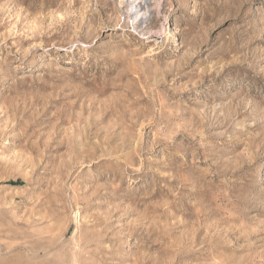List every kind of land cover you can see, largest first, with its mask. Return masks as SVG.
<instances>
[{
	"label": "rangeland",
	"instance_id": "rangeland-1",
	"mask_svg": "<svg viewBox=\"0 0 264 264\" xmlns=\"http://www.w3.org/2000/svg\"><path fill=\"white\" fill-rule=\"evenodd\" d=\"M0 264H264V0H0Z\"/></svg>",
	"mask_w": 264,
	"mask_h": 264
},
{
	"label": "bare ground",
	"instance_id": "bare-ground-1",
	"mask_svg": "<svg viewBox=\"0 0 264 264\" xmlns=\"http://www.w3.org/2000/svg\"><path fill=\"white\" fill-rule=\"evenodd\" d=\"M128 1H129V0H128ZM137 1H139V0H137ZM140 1H142V0H140ZM144 2H145V1H144ZM133 3H135V1L132 2V4H133ZM141 3H142V2H141ZM139 5H141V4H139ZM139 5H138V7H139ZM142 5H143V4H142ZM136 6H137V5H136ZM144 6H145V4L143 5V7H144ZM130 7H131V5H130ZM138 7H137V8H138ZM143 7H141V8H143ZM134 8H135V7H134ZM129 9H130V8H129ZM131 9H133V8L131 7ZM143 9H144V8H143ZM145 9H146V8H145ZM146 10H147V9H146ZM148 10H149V9H148ZM137 12H138V11H136V13H137ZM140 12H141V11H140ZM140 12H139V13H140ZM147 12H148V11H147ZM146 15H147V13H146ZM144 16H145V15H144ZM139 17H140V16H139ZM134 18H135V17H134ZM143 18H144V17H143ZM143 18H142V19H143Z\"/></svg>",
	"mask_w": 264,
	"mask_h": 264
}]
</instances>
